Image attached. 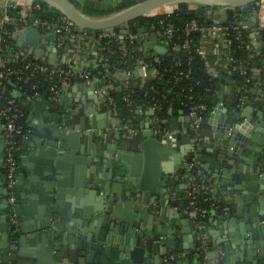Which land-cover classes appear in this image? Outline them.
<instances>
[{"label":"crops","instance_id":"crops-1","mask_svg":"<svg viewBox=\"0 0 264 264\" xmlns=\"http://www.w3.org/2000/svg\"><path fill=\"white\" fill-rule=\"evenodd\" d=\"M19 1L27 3V0ZM20 6L15 1L7 13L12 20L21 23L16 27L20 33L16 32L14 36L18 52L28 58L43 59L50 66L62 64L75 70H87L98 64L100 51L97 45L78 40L74 31L56 35L53 29L34 26L37 32H32L27 28L31 26L32 13L28 12L27 20L21 22L18 16ZM2 9L5 11L4 8L0 10ZM106 15L108 14L101 16ZM258 15L257 25H247L245 28L251 51L249 61L256 78L246 90H241V82L228 71L231 43L227 37L209 31L200 35L199 46L205 69L216 82V106L198 124L193 122L186 110L175 104L172 107L169 104L166 112L161 115L151 111L148 103L139 101L130 116L124 118L116 115L104 103V91H96L99 86L96 81L73 83L54 96L47 91L29 93L25 89H16L21 93L15 99L22 109L24 128L19 138L14 183L16 189L13 190L21 220L16 216L13 222L10 218L12 224L16 221L21 223L20 228H15L18 237L13 247L16 254L23 251L30 255L37 250L40 244L37 236L39 231L31 228L33 221L44 208L52 209L59 205L58 208L67 214L79 210L76 211L79 212L78 216L66 215L70 224L60 231L64 234L57 241L60 264H80L77 258L81 257L76 248L80 232L75 233L76 225L81 222L84 233L91 234L90 227H94L92 220L96 215L91 203L82 209L76 207L79 199L87 195L84 192L78 194V191L86 189L82 185L89 183L103 187L102 191L109 195L132 199L135 206L141 208L133 209L137 213L136 220L149 226L147 229L152 232L154 239L161 242L166 240L168 236L159 232V228L170 225L168 218L171 215L187 211L185 183L188 172L185 171V166L191 156L194 159L195 179L206 186L205 194L209 202L213 203L210 209L215 208L217 212L218 198L224 200L240 192L239 199L233 201L234 204H240L241 201L244 213L249 214L248 210L255 207V213L264 215V84L261 79V71L264 69V30L260 28L264 22V11ZM59 18L65 19L61 14ZM248 18L253 21L252 15ZM144 27L146 30L140 32L137 42L145 54L150 56L154 52L152 48H147L150 39L145 34L148 29ZM253 29L254 36H251ZM160 42L164 43L162 39ZM9 54L8 59L15 58V53ZM148 76L149 72L144 70L133 85L141 81L142 77L146 79ZM123 78L120 76L119 79ZM80 125L88 127L80 129ZM75 130L79 132L78 138L61 141L62 132L67 134ZM55 132L59 137L58 145L63 143L61 145L64 146L57 147L59 155L50 158L46 152L48 146L51 147L50 137H54ZM230 140L232 144H229ZM4 157L3 128L0 122V245L8 242L7 234L14 236L9 228L3 229L9 208L4 188ZM246 168L249 169L246 171ZM56 170L60 173V185L55 182L53 184L54 173L50 175V172ZM245 173L250 176L247 185L244 180L245 185L253 188L254 193L242 189L239 183ZM209 177L211 180H208ZM51 178L53 181H50ZM234 184L239 188L232 189ZM57 188L60 190L58 203L55 197ZM89 199L93 201V195ZM224 218L223 215L215 216L210 212L201 217L197 215L193 217L196 226L189 227V232L186 233H174V240L179 242L181 249L180 243L184 240L183 236H186L185 244L195 246L194 261L191 264H206L211 258L210 264H258L259 262H248L250 259H247L243 250L245 244L238 246L240 249L234 246L227 254L220 250L219 256L207 252L216 241L223 246L225 240L239 233L240 222L236 221L228 230L221 223ZM251 221L254 227L258 226L256 219ZM175 225L171 227V233L182 227L179 222H175ZM112 236L116 246L109 248L107 253L102 251L92 254L93 261H83V264H156L155 260H159L157 264H163L161 261H166L167 264H186L188 261L183 256V248L176 252V257L168 251L158 249L153 252L145 247L139 254V261L133 262L128 256L129 251L118 247L124 233L115 230ZM193 236L205 239L198 243ZM230 240L234 241V238ZM106 245L108 243L104 242V247ZM159 247L163 245L159 244ZM199 248H204L206 253H196ZM260 250L257 248L254 252ZM148 252L152 254L150 258ZM254 255L250 257L252 260L255 259ZM6 261L4 253L0 251V264H7Z\"/></svg>","mask_w":264,"mask_h":264},{"label":"water","instance_id":"water-1","mask_svg":"<svg viewBox=\"0 0 264 264\" xmlns=\"http://www.w3.org/2000/svg\"><path fill=\"white\" fill-rule=\"evenodd\" d=\"M16 0H0V9L4 8L6 13H9L11 7L13 4H15ZM46 2L50 7L56 9L65 19L71 20L74 22L77 26L84 28V29H92L97 31H112L113 29L117 28L120 30V32H124L125 25L135 20L136 18L140 16H148L147 13H149L154 8L174 3L178 4L180 2H186L190 4H196V5H202L205 6V19L207 22L210 20V16L212 13V7L213 6H221L226 8L227 10H234L237 9L240 12V20L242 24L248 25V26H256L259 20L258 15V6L260 5L261 1L264 0H138L133 2L132 4L118 9L114 10L112 12H109L112 9L118 8L124 0H42ZM84 9L88 10H95L99 12H109L106 16H94L86 13ZM253 16V21L248 18L249 16ZM32 32H37V29L33 26L27 27ZM142 29L139 28L138 31L140 32ZM17 33H20L18 30H16ZM253 33H251V36H254L255 29L252 30ZM150 41L148 42V49L153 50L154 54L157 56L160 55H166L169 56L170 54H177L181 55V49L179 47H176L174 49L170 48L165 43H161L153 34L149 36ZM20 46L21 44L18 43ZM10 55V54H9ZM143 70H133V74L135 77H138V75L142 74ZM83 83V82H82ZM84 84V83H83ZM21 93L18 90H13V96L14 97H20ZM49 97V96H47ZM173 105L171 104L170 107ZM105 108V106H104ZM80 113V112H79ZM81 121V119H80ZM83 124V123H81ZM118 127L121 126V124H116ZM88 127V125H80V129ZM263 128V126H261ZM261 129V128H260ZM263 130V129H262ZM78 131L69 132L65 134V132H62V138L61 141L65 142L67 139H76L78 138ZM52 141H49L50 146H48L46 155H48L50 158L55 157L56 155H59V152L57 150V147L64 146L61 145L63 143H60L58 145L59 137L58 133H54V137H50ZM229 144H232V140L229 141ZM51 160V159H50ZM50 160L49 163H50ZM56 164H58V159L56 161ZM58 167V165H56ZM250 168V167H249ZM246 168V171L247 169ZM50 170V169H49ZM55 176L54 182L57 185H60L61 178L60 173L56 170L52 173L50 172V175ZM247 177V178H246ZM243 179L239 181L240 185H242V189L247 190L250 193H254L253 188H247V180L250 178V176H247V174H243ZM208 180H211L209 177ZM246 180V185L245 181ZM52 184V182H50ZM84 190H79L78 194L85 193L86 197H81L78 201L77 208L82 209L83 206L86 204L91 203L93 205L92 210L96 212V215L93 218V224L94 227H90L91 234H85L83 230V226L81 225V222L77 223V229L75 233H79V240L77 242L76 248L79 250L78 255L81 258H77L80 264H83V261L91 262L93 261L94 256L92 254L100 253L104 251L107 253L108 249L112 246H116L115 239L113 238V232L119 231L121 233H124L123 239H121V244L119 243L117 246L121 250H128L129 251V258L131 257L133 259V262L139 261V254L144 251V248H148L151 251H158V249H161L163 252H171L175 254L177 257L176 252L181 251V249L184 251L183 256H186L187 262L186 264H191L194 261V255L195 254V246H188L185 244L186 236H183V241H181V249L179 246V242H175L174 233L176 232H189V227H195L196 224L193 222V217H191L188 213V211H178L177 214H173L168 218L169 226L161 227L159 228V232L165 233L168 238L164 241H157L152 237V232L147 229L149 226H144L143 224H140L137 219V213L133 210L141 209L140 206H135L132 199L129 198H123V197H117L115 194L109 195L106 192H103V187H96L92 184H83L82 185ZM97 188H100L98 191ZM239 188L238 185H233L232 189ZM16 189V186H13V190ZM59 189L57 188L55 191V197H56V203H58V200L60 199ZM73 191V190H72ZM240 192L235 193L233 196L226 198L224 200L218 198L219 201V208L218 211L215 212V208L210 209V213L215 216L223 215L225 218L222 220V224L230 229V227H233L236 224V221L240 222V229L238 227L239 233L235 234L236 236H233L227 240L224 241V245L220 246L218 241L214 243V246H211L209 251L211 252L210 255L213 256H219V251L222 250L224 254H227L228 252L232 251V248L238 247L241 244H245L243 247V250L245 252V256H247L248 262H259L258 264H264V215H261L259 212L258 214L255 213L256 208L252 207L248 210L250 212L249 214L244 213L243 209L241 207V201H239L240 204H234L233 201H236L239 199ZM14 195V191H13ZM93 195L94 200L91 201L89 199V196L91 197ZM51 200V198H49ZM8 204V201H7ZM17 207H19V204L16 203L15 206V216H17L18 220H21V217L19 216V212ZM59 205H55L52 209H46L45 208L40 211V216L33 221V225L31 228L33 231L38 230V238L40 244L37 247V250L33 251L30 255L27 253L20 251L19 254H16V251L14 250V243L17 239V231L15 228L21 227V223L16 221V223H11L10 221V213L8 212L6 216V225L3 226V229L6 230L9 228L14 233V236H10L11 234H7L6 239H8V242L0 245V251L4 253V257L7 264H60V260L58 258V248H57V241L61 237H63L64 234H62L60 231L68 228L70 221H67V216H72V214L78 216L79 210H75L72 212V214L69 212L68 214L62 210L61 208H58ZM91 210V211H92ZM143 214H140V216ZM81 216H84V214H81ZM227 219V220H225ZM256 219V223L258 226H253L251 220ZM175 222H179V224H182V227L180 229L175 230L173 233L170 232V229L172 226H176ZM260 224V226H259ZM254 227L251 229V227ZM151 228V227H150ZM59 232V233H58ZM247 232H250V234H247ZM259 232V233H258ZM231 234V233H230ZM155 237V236H154ZM189 238V237H188ZM196 242L200 243L201 239H205V237L202 236H193L192 237ZM191 238V239H192ZM234 238V241H231L230 239ZM19 239V238H18ZM21 239V238H20ZM153 239V240H150ZM190 239V238H189ZM159 240V239H158ZM104 242L108 243L104 247ZM233 242V243H232ZM159 244H162L163 247H159ZM123 245V246H122ZM131 247V248H130ZM240 249V247H238ZM260 248V252L255 253L254 250ZM22 252V253H21ZM206 253L204 248H199L196 250V253ZM6 253V254H5ZM149 253V252H148ZM255 254V255H254ZM257 254V255H256ZM152 254H148L149 258ZM251 255L255 256V259L252 260ZM258 256V257H257ZM211 257V256H210ZM96 260V258H95ZM135 260V261H134ZM224 262V259H221ZM212 261V258L206 263L210 264ZM156 264L159 263V260H155ZM163 264H167L166 261H161Z\"/></svg>","mask_w":264,"mask_h":264},{"label":"built area","instance_id":"built-area-1","mask_svg":"<svg viewBox=\"0 0 264 264\" xmlns=\"http://www.w3.org/2000/svg\"><path fill=\"white\" fill-rule=\"evenodd\" d=\"M4 1V0H3ZM18 4H21V8L18 11L19 20L21 22H25L27 20V13H33L34 9H39L40 5L37 2V0H27V3H20L19 0H16ZM264 4V1H261L260 5L258 6V13L264 11V7H261ZM191 8L192 5L189 4ZM177 8V4L173 5L172 10L170 11H164L161 13L148 15V16H155V15H161L164 13L172 12L174 9ZM227 21V9L221 6H213L212 7V13L210 16L209 22L206 20L204 21V24H199L195 19H189L185 22L183 25L181 32L184 36L183 40L179 43H171L169 44V40L172 37L174 28L171 24H167L162 29L155 28L154 25L150 22H144L143 24L133 22L134 25L137 26V30L135 33L131 31L130 26L128 23L124 27V32H120L119 29L115 28L112 31H91V30H85L79 26H77L74 22L71 20H60L58 21H51L47 19H40L33 17L30 19L31 26H41L43 28H49L53 29L55 31V34H61L68 31H74L77 34L78 40H84L87 42H92L93 44L97 45L99 47L100 55L98 57V63L101 64V66H104L105 63L108 61V53H113V50L109 48L108 43L111 41H119L120 45L118 46V49L121 50L124 54L127 52V46L128 44L131 45L132 42L136 41L135 48L142 51L144 55L145 52L140 48L139 38L138 36L141 34V31L146 30L144 26L148 29L147 32H145L146 36L149 38L151 34H153L159 41L162 39L166 45H168L170 48L174 49L176 47H179L181 49V52L183 53L185 50H189L191 46H194L196 44V40H194L190 35L193 32H200L201 34L205 31H209L213 34H223L227 37V39L231 43V39L228 37V35L233 32L235 35V40L237 42V46L241 47L244 44V40L242 37V30H245L247 25L242 24L241 20H233L230 21L228 24ZM9 22H15L12 20L11 16H9L5 11L2 9L0 10V78L2 76H8V75H19L22 72V69H6L5 68V53L9 54L12 53L14 55L15 53V60H21L23 63V69L29 70V76H31L34 72L39 73L43 76V81L48 83L47 92L51 93V95H59L63 90L67 89L71 84L82 81L90 82V81H96L98 82V90H103V101L105 104L108 105V107L115 112L114 108V99L112 96L107 95V92H109L112 89L120 88L121 86L128 87L129 86V80L134 78L133 70H139L142 69L149 72V75L157 74V69L152 68L151 70L148 69V64L144 61L143 58H138L137 64L135 67L131 69L126 70H120L116 67L113 68V70H109L108 67H104V69H97L95 72L99 75V78H95V74L92 73V70L94 68H90L87 70H75L72 67H68L65 65H48L43 59H37V58H28L25 57L23 54L18 52L14 46H9L5 41V34L8 33L4 29V24ZM21 24V23H20ZM141 28L142 30L139 32L138 29ZM260 28L264 30V22L261 23ZM16 27L14 31L10 32V35L12 38H14L16 33ZM103 39H106L105 42H103ZM138 41V42H137ZM134 47V46H133ZM246 48H249L248 44H245ZM231 51V50H230ZM198 53L200 57L202 58V50L198 49ZM11 54V55H12ZM121 55V56H123ZM150 56H155V59L157 61L158 57L154 53ZM236 61L233 59L231 54H229V63ZM248 65L251 66L249 58L247 59H239L237 60L236 68L241 76H243L245 82H248L251 77H254V72L252 70L251 73L248 72ZM252 69V68H251ZM143 74V73H142ZM183 72H178L176 76V80L180 79ZM188 73H185L184 76H187ZM120 76L124 77L121 81H117L116 78H120ZM139 76V75H138ZM30 77H27L29 79ZM136 78V77H135ZM138 78V77H137ZM27 79H19L20 84L19 86L16 84L17 89L27 91V87L24 85H27ZM142 80L137 82V86L142 88L145 84L146 79L144 77L141 78ZM101 82V83H100ZM37 85L39 83H31L29 84V88H37ZM136 86L133 85V87ZM246 84L241 83V90H246ZM152 88V86L150 87ZM34 93H38L35 91ZM183 96L185 97L186 101L179 102L180 105H184L187 107V109H184L188 112V114L192 117L193 122L198 124L200 121H202V116L200 115V112L206 109V106L203 102L197 101L196 97L190 93L189 91H185L183 93ZM16 97L13 96L12 92V98L8 97L7 95H4V92L2 90L1 84H0V99L4 100V104L0 106V122L2 123L3 128V144L5 146V157H4V188L6 190L7 194V201H8V207L10 211V218L11 221L15 222L16 216H15V197L13 195V186L15 183V177L17 173V151L19 148V138L23 134V124H22V109L17 103ZM127 104L132 105L133 107H136L138 105V102L135 101L130 95H124L122 97ZM240 99V98H239ZM149 107L151 108V111L155 112L156 114H160V105L157 102H151L148 103ZM173 105L174 103H170V105ZM194 168V159L191 156L190 160L186 163L185 171L188 172V179L185 183V196L187 198V211L190 216L195 217L197 215L205 216L209 210L210 207L213 206V203L209 202L208 196L206 193V186L202 182H198L195 179V174L193 173ZM198 198H201V202H198ZM203 203V204H202ZM206 204V205H204Z\"/></svg>","mask_w":264,"mask_h":264},{"label":"trees","instance_id":"trees-1","mask_svg":"<svg viewBox=\"0 0 264 264\" xmlns=\"http://www.w3.org/2000/svg\"><path fill=\"white\" fill-rule=\"evenodd\" d=\"M135 1L138 0H124L118 8L112 9L111 11L124 8ZM37 2L39 3L40 8L33 10V17L51 21H60V13L56 9L50 7L42 0H37ZM84 11L90 15H100L107 13L88 9H84ZM204 12L205 6L196 5V7L191 8L189 3L180 2L177 4V8L172 12L155 16H140L135 20L128 22V25L130 26L131 31L135 33L137 26L134 25L133 22L136 21H138L140 24H143L144 22H150L155 28L158 29H162L167 24H171L174 28V31L171 39L169 40V44H180L184 38L181 29L185 22L189 19H195L199 24H204ZM238 19H240V12L237 9L227 10V24L230 21ZM19 25V22H9L4 24V29L8 32L4 37L6 43L9 46H14L13 44H15V39L11 37L10 32L14 31L15 27ZM241 34L244 40V44L241 47L237 46L233 32L228 35V37L231 39L230 54L233 59L236 60L229 63L228 71L241 83L246 84L245 88L248 89L253 84V82H255L256 78L251 77L248 82H245L243 76L239 74L236 68L237 60L247 59L251 53L250 49L245 47V44L249 45L248 33L246 30H242ZM200 35V32H193L190 35L194 40H196V44L191 46L189 50H185L181 55L174 53L170 54L169 56L160 55L156 57L157 61L155 56L144 55L142 51L135 48V45L137 44L136 41H133L131 45L128 44L127 52L124 55L122 54L123 52L118 49V46L120 45L119 41L109 42L108 46L113 50V53L107 54L108 61L104 64V66H101V64L98 63L95 69L92 70V73L95 74V78H99V75L95 73L97 69L101 70L104 69V67H108L109 70H113L114 67L120 70L131 69L135 67L137 60L140 57L143 58L148 64L149 70L156 68L158 71L157 74L149 75L146 78L145 84L142 88L138 87L137 84L133 87V82L138 81L139 79L134 77L129 80L128 87L121 86L120 88L112 89L107 92V95L112 96L114 99L113 105L116 115L126 118L133 113L134 107L127 104V102L122 99V97L126 94L130 95L137 102H157L161 107L160 114L163 115L167 110V106H169V104L172 102L183 109H187L186 106L180 105L179 102L180 100L186 101L183 93L185 91H189L196 97L197 101L203 102L206 106V109L200 112L202 119L204 120L206 117H208L216 106V82L215 79L207 73L204 62L198 53ZM105 41L106 39H103V42ZM4 58L6 69H22V72L19 75H4L0 78V84L4 95L12 98L13 90L17 89L16 84L19 86L21 83L19 79H27V77L30 78L27 79V85L24 86L27 87V91L29 93H34L35 91L42 93L47 91L48 83L43 81V76L41 74L34 72L31 76H29L30 71L23 69V63L21 60L8 59L7 53H5ZM181 71L183 72L181 78L176 80L177 73ZM248 72H252L251 66L249 65ZM185 73H188V75L184 76ZM116 79L117 81H121L119 78ZM261 79L264 84V69L261 71ZM35 82L39 83L37 88H29V84ZM151 86L152 88H150ZM3 104L4 100L0 99V106ZM194 174L196 175L195 170ZM197 200L198 202H201V198H198Z\"/></svg>","mask_w":264,"mask_h":264},{"label":"bare ground","instance_id":"bare-ground-1","mask_svg":"<svg viewBox=\"0 0 264 264\" xmlns=\"http://www.w3.org/2000/svg\"><path fill=\"white\" fill-rule=\"evenodd\" d=\"M171 5V6H170ZM174 3H169V4H164L161 6H158L156 8H154L153 10H151L149 13H147L148 15H153L152 13L155 12H160V11H170L173 8Z\"/></svg>","mask_w":264,"mask_h":264},{"label":"rangeland","instance_id":"rangeland-1","mask_svg":"<svg viewBox=\"0 0 264 264\" xmlns=\"http://www.w3.org/2000/svg\"><path fill=\"white\" fill-rule=\"evenodd\" d=\"M189 4H190V3H189ZM190 5H192V7L196 6V4H190ZM170 6H171V5H170ZM109 12H112V11L110 10ZM109 12H107V13H109ZM161 12H164V11H160V12H158V13H161ZM107 13H104V14H107ZM152 14H157V12L152 13ZM101 15H103V14H101ZM101 15H99V16H101ZM135 23H138V22H135Z\"/></svg>","mask_w":264,"mask_h":264},{"label":"flooded vegetation","instance_id":"flooded-vegetation-1","mask_svg":"<svg viewBox=\"0 0 264 264\" xmlns=\"http://www.w3.org/2000/svg\"><path fill=\"white\" fill-rule=\"evenodd\" d=\"M15 179H16V177H15ZM14 205L16 206V200H15V204ZM8 212L10 213L9 208H8Z\"/></svg>","mask_w":264,"mask_h":264}]
</instances>
